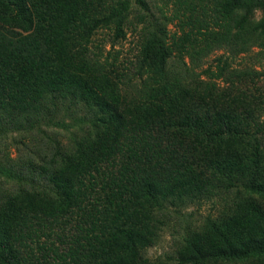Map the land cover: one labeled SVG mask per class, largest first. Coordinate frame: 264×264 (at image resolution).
<instances>
[{"label":"trees","instance_id":"trees-1","mask_svg":"<svg viewBox=\"0 0 264 264\" xmlns=\"http://www.w3.org/2000/svg\"><path fill=\"white\" fill-rule=\"evenodd\" d=\"M132 1L149 9V0H117L99 17L93 0H0V110L23 121L80 107L92 113L85 136L41 167L39 187L0 199V264H144L143 251L157 239L154 210L166 202L195 201L245 176L247 190L264 200V180L256 177L260 140L254 158L226 150L232 137L261 125L233 108L214 112L206 96L195 99L167 73L170 40L178 41L170 22L191 27L183 43L232 44L249 35L264 48V0H213L211 7L202 0L197 15L199 6L177 0L190 17L162 14L157 32L143 40L137 69L151 72L158 86L139 100L125 92L124 75L88 57L99 29L116 25L125 36ZM218 62L217 71H205L210 78L229 71L228 60ZM262 256L264 204L250 200L225 220H208L181 262Z\"/></svg>","mask_w":264,"mask_h":264},{"label":"rangeland","instance_id":"rangeland-1","mask_svg":"<svg viewBox=\"0 0 264 264\" xmlns=\"http://www.w3.org/2000/svg\"><path fill=\"white\" fill-rule=\"evenodd\" d=\"M97 16L107 14L117 0H93ZM202 0H190L199 6ZM201 5L211 7L213 0H203ZM194 14L180 6L177 0H149V9L131 2L124 20V37L117 36L116 25L99 29L88 45V57L97 64L102 62L106 68L117 75L125 76V92L135 99L146 98L150 87L158 86L151 72L139 73L138 58L141 57L143 40L150 31L158 29L162 14L169 17L176 13L187 21ZM257 12L249 30L260 20ZM190 21V20H189ZM174 19L167 26L170 36L176 35L177 42L170 40L173 56L169 59L167 73L176 86L185 87L191 95L205 97L214 112L233 108L240 118L252 124L261 125V131L250 128L249 135L231 138L228 143L232 149L229 154L254 158L255 139L261 142L260 168L256 172L259 180H264V48L256 44L249 35L236 36L232 44L211 43L210 40L181 41L184 31L191 27ZM184 29V31H183ZM228 60L229 71L214 79L205 72L217 71L218 59ZM112 72V71H111ZM196 99V98H195ZM210 100V101H209ZM92 113L84 107L57 111L38 120L32 117L23 121L17 115L0 110V199L23 189L37 188L34 181L41 167L51 159L56 149H67L74 141L87 133ZM248 177L235 181L233 185L221 183L210 194L195 201L166 202L154 210V224L157 231L156 242L143 251L144 264H184L181 253L189 238L203 230L208 220H225L235 214L242 202L250 200L264 204V200L246 188ZM42 185V184H41ZM45 240V238H43ZM264 256L241 261H221L210 264H263Z\"/></svg>","mask_w":264,"mask_h":264}]
</instances>
